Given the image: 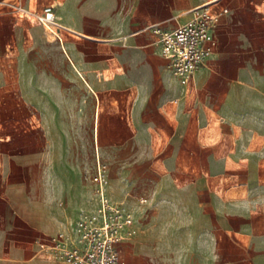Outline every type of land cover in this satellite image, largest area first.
I'll return each instance as SVG.
<instances>
[{"label": "crops", "instance_id": "1", "mask_svg": "<svg viewBox=\"0 0 264 264\" xmlns=\"http://www.w3.org/2000/svg\"><path fill=\"white\" fill-rule=\"evenodd\" d=\"M2 1L0 264H58L49 237L95 207L74 133L134 214L126 264H264V0H20L58 32ZM208 3L227 12L184 85L151 27Z\"/></svg>", "mask_w": 264, "mask_h": 264}, {"label": "built area", "instance_id": "2", "mask_svg": "<svg viewBox=\"0 0 264 264\" xmlns=\"http://www.w3.org/2000/svg\"><path fill=\"white\" fill-rule=\"evenodd\" d=\"M2 3L14 13L15 19H26L52 32L63 28L55 17L52 4L37 10L20 0ZM210 5L194 8L190 19L174 28L151 27L160 54L184 85L190 84L193 73L204 65L217 45L215 29L227 8ZM89 181L93 186L95 207L72 222L67 230L50 236L47 250L58 264H126L122 244L135 232L134 214L123 201L108 196L106 165L98 158ZM144 201L143 197L139 198L140 203Z\"/></svg>", "mask_w": 264, "mask_h": 264}, {"label": "rangeland", "instance_id": "3", "mask_svg": "<svg viewBox=\"0 0 264 264\" xmlns=\"http://www.w3.org/2000/svg\"><path fill=\"white\" fill-rule=\"evenodd\" d=\"M12 13H9V14L12 15ZM74 134L78 136L77 139H76V142H78L79 145H80V142H81V140H80L81 138H82L83 145L89 143L88 144L89 145V148L87 149V158L88 159H87V162L82 165V167H83V174H84V176H87V175H89V174L92 173V171L94 169L93 167H95V162H96V158H97V152H96L95 142H94V139L91 138V133H74ZM80 134L82 135V137H80L81 136ZM237 134H239V133H237ZM115 136L118 139L119 138L120 139H123L124 136H126V134L125 133H116ZM238 137H239V135H237V138ZM104 156L107 158V153H105ZM104 163L106 165V170H107V175H108V164L105 161H104ZM158 167H159V170H161V171H164L165 170L162 165H159ZM142 168H143L142 172L144 173V165H142ZM221 177L223 178V176H221ZM27 232H29V231L26 230V233ZM37 247H38V245H37Z\"/></svg>", "mask_w": 264, "mask_h": 264}]
</instances>
